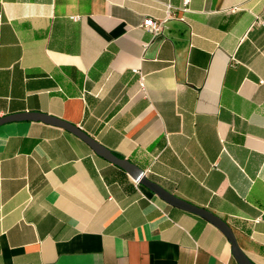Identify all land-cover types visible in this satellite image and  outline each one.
I'll list each match as a JSON object with an SVG mask.
<instances>
[{
	"label": "crops",
	"instance_id": "1",
	"mask_svg": "<svg viewBox=\"0 0 264 264\" xmlns=\"http://www.w3.org/2000/svg\"><path fill=\"white\" fill-rule=\"evenodd\" d=\"M166 2L0 0V118L76 125L264 264V0H171L174 18ZM0 264L238 263L215 225L73 133L14 122L0 126Z\"/></svg>",
	"mask_w": 264,
	"mask_h": 264
},
{
	"label": "water",
	"instance_id": "2",
	"mask_svg": "<svg viewBox=\"0 0 264 264\" xmlns=\"http://www.w3.org/2000/svg\"><path fill=\"white\" fill-rule=\"evenodd\" d=\"M14 122H42L48 125L63 128L73 133L74 135L82 139L85 143H87L97 155L125 170L136 182L147 188L150 192L155 194L167 204L198 215L215 225L218 229H220V231L230 242L232 247V254L238 264H254L240 248L236 236L227 222H225L214 213L208 211L207 209L192 205L171 194L157 183L152 182L150 179H148L143 169H141L131 161L119 157L114 152L101 145L95 138L90 136L88 133H86L76 125H73L59 118L49 116L47 114L34 112L20 113L0 118V126Z\"/></svg>",
	"mask_w": 264,
	"mask_h": 264
},
{
	"label": "built area",
	"instance_id": "3",
	"mask_svg": "<svg viewBox=\"0 0 264 264\" xmlns=\"http://www.w3.org/2000/svg\"><path fill=\"white\" fill-rule=\"evenodd\" d=\"M166 9H167V13L169 18H174V6L171 3V0H167V2L165 3ZM76 20H78V18H75ZM143 25L146 29L152 31L155 35H159L162 31V26L163 23L162 22H157L155 19L153 18H147L144 20ZM234 62L236 63L235 59ZM141 88L142 91H145V85L143 82V78H141ZM138 185L139 183L136 182Z\"/></svg>",
	"mask_w": 264,
	"mask_h": 264
}]
</instances>
